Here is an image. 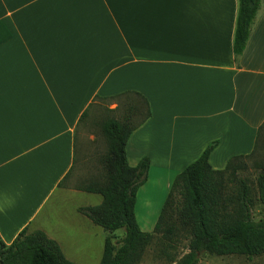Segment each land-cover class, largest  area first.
<instances>
[{
	"label": "crops",
	"instance_id": "obj_1",
	"mask_svg": "<svg viewBox=\"0 0 264 264\" xmlns=\"http://www.w3.org/2000/svg\"><path fill=\"white\" fill-rule=\"evenodd\" d=\"M237 8L238 0H0V238L41 229L84 264L89 235L98 236L103 253L107 232L78 211L88 204L67 200L93 193L62 191L81 116L100 100L148 107L126 143L129 165L149 159L143 184L155 175L169 189L213 141L214 169L251 153L264 123V0L236 56Z\"/></svg>",
	"mask_w": 264,
	"mask_h": 264
},
{
	"label": "trees",
	"instance_id": "obj_2",
	"mask_svg": "<svg viewBox=\"0 0 264 264\" xmlns=\"http://www.w3.org/2000/svg\"><path fill=\"white\" fill-rule=\"evenodd\" d=\"M262 2L238 0L233 36L236 56L244 50ZM124 110L121 118H107L102 123V132L107 141V152L102 161L105 169L103 181L91 182L79 188L101 196V202L78 208L79 212L107 232L99 264H138L151 236V233L141 230L135 215L137 190L147 178L149 159L143 157L131 166L126 157L127 140L148 117L149 110L148 107H124ZM84 116L83 113L81 117ZM263 124L258 129V137ZM216 143H209L203 153L175 176L154 224V231L163 229L169 233L176 225L189 234L188 251L175 260V264H197L201 251L215 255L247 256L264 252V161L254 164L258 168L255 177L257 199L263 205L260 218L255 220L251 213V184L247 179H238L235 192L226 186L227 181L235 177L238 167L235 161L254 154L253 151L234 156L223 169H214L209 155ZM229 168L232 178L226 177ZM176 188L179 200L174 202L172 189ZM170 214L175 217V224L165 227ZM118 229H123L124 236L117 247L112 238ZM0 264L77 263L67 259L57 242L41 229L28 232L27 228H23L9 244L0 238Z\"/></svg>",
	"mask_w": 264,
	"mask_h": 264
},
{
	"label": "rangeland",
	"instance_id": "obj_3",
	"mask_svg": "<svg viewBox=\"0 0 264 264\" xmlns=\"http://www.w3.org/2000/svg\"><path fill=\"white\" fill-rule=\"evenodd\" d=\"M108 101L100 100L98 107H92L86 112L84 118L80 121L76 128V160L75 165L69 176L62 184V191L74 192L82 191L81 187L91 182H102L105 169L103 167V157L107 152V141L102 132V123L107 118H121L125 112L124 107H108ZM252 155L242 157L235 161L238 165L235 177L228 180L227 188L235 192L239 185L238 179L246 178L251 184V196L253 199L252 216L258 220L261 216L262 204L257 199V190L255 185V177L258 168L255 162L264 161V127L258 137V143L253 150ZM234 156L230 157L233 158ZM228 159V161L230 160ZM231 168L227 170L226 177L232 178ZM161 177L152 175L148 181L139 187L136 195L135 215L141 230L151 233L150 241L144 249L138 264H175V260L188 251L189 234L180 226L171 232H165L163 229L154 231V224L157 221L160 210L164 204L167 194L171 190L166 189L165 183L160 182ZM173 200H179L177 188L172 189ZM59 194H54L50 201L60 198ZM158 196V197H157ZM72 203L93 205L101 202V196L98 194H78L77 196L67 197ZM174 207V205L172 206ZM173 214V213H171ZM167 216L165 227L175 224V217ZM98 227V226H97ZM124 236L123 229L114 232L112 241L118 247ZM88 252L82 255L84 264H98L100 258L101 241L100 237L89 235ZM197 264H264V252L256 256L247 255H215L206 251H201L198 256Z\"/></svg>",
	"mask_w": 264,
	"mask_h": 264
},
{
	"label": "bare ground",
	"instance_id": "obj_4",
	"mask_svg": "<svg viewBox=\"0 0 264 264\" xmlns=\"http://www.w3.org/2000/svg\"><path fill=\"white\" fill-rule=\"evenodd\" d=\"M158 197V196H157Z\"/></svg>",
	"mask_w": 264,
	"mask_h": 264
}]
</instances>
